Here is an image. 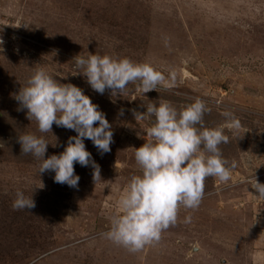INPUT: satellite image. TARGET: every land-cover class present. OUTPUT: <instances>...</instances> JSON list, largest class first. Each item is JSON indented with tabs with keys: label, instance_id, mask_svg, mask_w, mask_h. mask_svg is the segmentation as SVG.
<instances>
[{
	"label": "rangeland",
	"instance_id": "1",
	"mask_svg": "<svg viewBox=\"0 0 264 264\" xmlns=\"http://www.w3.org/2000/svg\"><path fill=\"white\" fill-rule=\"evenodd\" d=\"M0 39V264H264V199L252 188L253 177L264 184V0H0ZM87 53L174 71L175 85L146 98L131 84L127 94L101 95L75 68L74 58ZM40 67L82 89L112 125L108 153L84 141L101 180L76 164L78 188L55 183L21 152L23 134L48 141L45 158L76 135L56 125L40 133L15 99ZM196 98L210 109L205 126H223L229 137L220 149L235 164L231 179L207 178L199 207H181L158 242L130 252L103 233L141 172L134 149L147 142L150 122L135 120L133 110L159 100L181 108ZM224 112L241 126L229 128ZM18 191L35 207L14 209Z\"/></svg>",
	"mask_w": 264,
	"mask_h": 264
},
{
	"label": "clouds",
	"instance_id": "2",
	"mask_svg": "<svg viewBox=\"0 0 264 264\" xmlns=\"http://www.w3.org/2000/svg\"><path fill=\"white\" fill-rule=\"evenodd\" d=\"M73 61L78 74L101 95L106 89L111 91L112 97L127 94L131 84L145 97L160 86L171 88L175 85L174 71L165 76L147 62L90 53L79 54ZM15 99L27 109L28 119L36 122L40 133H51L53 125L76 133L69 137L62 153L47 158L50 144L43 136L27 133L18 137L21 152L40 161L38 173L51 171L55 174V183L76 189L80 177L75 174L74 165L79 164L93 169L95 182L101 180L100 167L86 150L84 141L90 140L99 153H108L113 143L112 125L82 89L60 83L40 67L32 72ZM209 111L200 98L181 108L170 101L159 100L149 103L143 113L133 110L135 120L150 122L143 131L148 140L134 149L141 172L129 179L119 198L118 214L112 215L109 230L103 233L106 239L130 252L140 251L158 242L162 232L175 224L181 207H199L207 178L216 177L222 182L231 179L235 164L229 166L220 149L221 144L229 142V137L224 134L223 126H205L204 116ZM120 114L123 115V110ZM222 114L229 128L241 126L232 113ZM252 188L259 193L258 199H264V184L255 177ZM34 207L32 196L22 191L16 193L14 209Z\"/></svg>",
	"mask_w": 264,
	"mask_h": 264
}]
</instances>
